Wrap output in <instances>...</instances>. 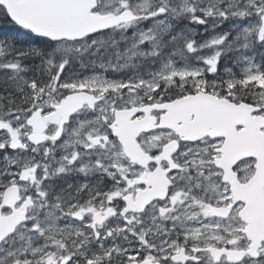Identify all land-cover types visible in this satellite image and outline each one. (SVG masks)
<instances>
[{
    "label": "snow or ice",
    "instance_id": "1",
    "mask_svg": "<svg viewBox=\"0 0 264 264\" xmlns=\"http://www.w3.org/2000/svg\"><path fill=\"white\" fill-rule=\"evenodd\" d=\"M0 264H264V0H0Z\"/></svg>",
    "mask_w": 264,
    "mask_h": 264
}]
</instances>
